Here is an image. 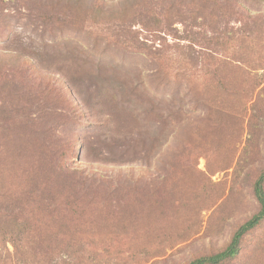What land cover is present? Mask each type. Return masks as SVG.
I'll return each instance as SVG.
<instances>
[{
  "label": "rangeland",
  "instance_id": "obj_1",
  "mask_svg": "<svg viewBox=\"0 0 264 264\" xmlns=\"http://www.w3.org/2000/svg\"><path fill=\"white\" fill-rule=\"evenodd\" d=\"M0 67V143L61 198L32 264H188L259 210L264 0H0ZM220 264H264V219Z\"/></svg>",
  "mask_w": 264,
  "mask_h": 264
},
{
  "label": "trees",
  "instance_id": "obj_2",
  "mask_svg": "<svg viewBox=\"0 0 264 264\" xmlns=\"http://www.w3.org/2000/svg\"><path fill=\"white\" fill-rule=\"evenodd\" d=\"M15 84L10 79L0 83V135L6 138H9L13 130L11 124L12 102L16 103L13 94ZM8 141L0 143V264H32L34 241L29 240V234L35 230V226L37 229L41 224L49 226L60 219L56 217L59 207L55 203H60L61 198L50 192L52 180L48 177L41 180L35 165L22 162V151L17 146L14 148L11 140ZM58 170L68 189L63 203L69 206L78 201L80 196L70 191L68 183L85 184L89 178L76 168L64 169L58 165ZM254 195L260 208L237 228L230 243L224 249L197 257L188 264H220L240 253L243 236L264 219V171L255 181ZM8 243L12 244V250Z\"/></svg>",
  "mask_w": 264,
  "mask_h": 264
}]
</instances>
